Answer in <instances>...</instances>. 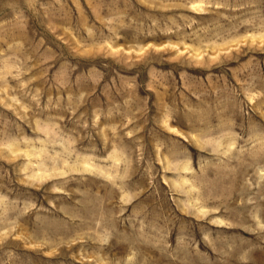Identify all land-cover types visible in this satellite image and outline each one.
I'll return each instance as SVG.
<instances>
[{
    "label": "rangeland",
    "instance_id": "rangeland-1",
    "mask_svg": "<svg viewBox=\"0 0 264 264\" xmlns=\"http://www.w3.org/2000/svg\"><path fill=\"white\" fill-rule=\"evenodd\" d=\"M0 264H264V0H0Z\"/></svg>",
    "mask_w": 264,
    "mask_h": 264
}]
</instances>
